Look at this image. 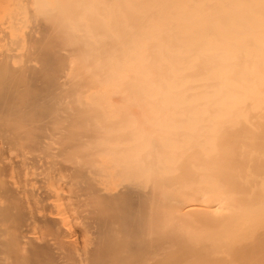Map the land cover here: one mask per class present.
<instances>
[{"label":"bare ground","instance_id":"1","mask_svg":"<svg viewBox=\"0 0 264 264\" xmlns=\"http://www.w3.org/2000/svg\"><path fill=\"white\" fill-rule=\"evenodd\" d=\"M114 101L183 117L114 128ZM51 102L74 115L49 118ZM145 131L164 155L136 150ZM187 152L204 167L175 211L206 221L205 244L132 254L131 220L110 215L134 192L154 208L133 216L158 233L160 170ZM173 252L177 264L264 257V0H0V264H164Z\"/></svg>","mask_w":264,"mask_h":264},{"label":"rangeland","instance_id":"2","mask_svg":"<svg viewBox=\"0 0 264 264\" xmlns=\"http://www.w3.org/2000/svg\"><path fill=\"white\" fill-rule=\"evenodd\" d=\"M59 63H61V62H58L57 60L56 61L54 60L53 64L49 62V64H51L52 67H54V68L59 67ZM50 79H51V75H45V76L43 75L41 78H39L35 82V86L37 88H40L44 85L50 84L49 83ZM52 79H54V78L52 77ZM51 82H52V80H51ZM49 103H47L48 106L44 107V109L46 108L45 110L48 112L46 115L50 116L49 118H51L52 114H54V113L55 114L53 115V117L59 115V114L56 115L57 112H55V110L57 111L59 109V108L57 109V107H58V106H56L57 104H55V108H54L53 107L54 103L51 102V105H49ZM111 104L114 106H112V108L110 107L111 108L110 110L107 108L108 111L106 109L107 113L106 112L105 113L107 115L105 114L106 115L105 117L108 116V113L111 115L110 117L108 116V119L110 118L111 120H114L113 123H111V120L109 119L110 125H113L114 128H116V127L119 128L121 126L122 128L126 127L128 130H134V129L137 130V128H143V130H147V129L150 130L151 127L160 125L159 122L163 121V120H161L163 117L166 118L167 116H170V114H174L177 116L183 115V112H177L175 110H170L169 108H165V107L163 109L162 108L161 109L160 108L151 109V108L146 107V106L153 104V103H146V102H142V101H117V102L114 101V102L110 103L109 105H111ZM61 108H63V110L66 109L65 107H61ZM60 109L58 111H60ZM66 110H65V112L64 111H62V112L68 113L70 111L71 114L70 115L68 114V115L69 116L74 115V111L71 112L72 111L71 109H68V112ZM41 111H43V110H41ZM43 112H40V113L42 114ZM100 112H102V110ZM60 113H61V111H60ZM64 113H62V114L64 115ZM89 113L90 112H83V113L81 112V114H78V116H76V118L77 117L79 118V116H80V118L85 116L86 119H89L91 116L94 115L95 112L88 116ZM100 114L101 115H99V112L97 111L98 117L96 120H99L98 118H100L102 116V113H100ZM65 115H67V114H65ZM44 116H45V114L43 115V117ZM61 116L62 115L56 117L55 118L56 121L59 120L58 122H60L61 119L59 117H61ZM69 116H67V117L69 118ZM95 117H96V113H95ZM95 117H93V118H95ZM64 118H62V119L64 120ZM68 118H67V120L63 121L64 123L61 122V123H63L64 127L66 125H68V124H66L68 121ZM78 118H77V122H79L78 120H81L80 118L79 119ZM91 118L89 119L90 121L93 120V118L92 119ZM103 118L101 117L102 120H104ZM165 118H164V120H165ZM69 119H71L73 121L74 118L71 117ZM108 119L106 118L105 121L108 122L109 121ZM71 120H69V121L71 122ZM102 120H101V122H102ZM69 121H68V123H70ZM88 121L87 120L83 121V123L81 122L82 124L79 123L80 127H81V125L84 128H85L84 125H86V126L89 125L90 128L94 127V122H91V124L93 125L92 126L91 124L88 123ZM93 121H95V120H93ZM58 122L54 121V124L56 123L55 125L57 127H59L57 124ZM104 122H102V123H104ZM114 122L119 123L120 125L116 124V126H115ZM61 123H59L60 127H61ZM74 123H75L74 125L79 126V124H77L76 122H74ZM64 124H66V125H64ZM99 124H96V126H98ZM108 124H109V122H108ZM69 125L74 126L72 123ZM73 129H74V131L72 129L71 130L75 133V128H73ZM85 129H87V127ZM58 130L59 129H57L56 132ZM71 130H70V132L72 133ZM81 130H83V129L81 128ZM79 131H80V129H79ZM83 131H80V132H83ZM53 132H54V130H53ZM70 132H68V134L66 135L67 138L70 136L69 135V134H71ZM160 137L158 138L159 140L161 139ZM63 138H59L57 140H63ZM134 138L138 139L136 142L133 143L134 146H136V150L139 153L144 154L142 156L152 158L151 153H154V152L156 153V150H155L156 147L154 145L156 143L155 138L157 139V134H155V133L147 134V132L145 131L144 134L142 135V137L139 136V134H136V135H134ZM64 139H66V138H64ZM156 146H157V144H156ZM186 150H188V149H186ZM182 154L183 155L186 154V155L183 156ZM182 154H180L181 158L177 156L179 154H177V155H172L170 153H168L167 155L165 154L167 156V158L169 157L168 158L169 161H167L166 164L160 170V173H161L162 177L164 178L163 186L165 188L166 187H169V188L164 189L163 194L161 191L162 197L160 196V198H159L160 199V201H159L160 205L159 206L161 208L162 216H161V222H160L161 228H160V231L158 233L155 230H152L151 232L146 234L145 233V231H146L145 224L141 220H139L138 218H135L133 216V215L136 216L137 213H139V211L145 210L148 213L150 208L154 206V201H152L150 198L145 199V201H144V199H142L140 196H138L134 192H131L129 198L126 199V200L130 199V200H128V202H126V201L122 202L124 205H122L123 207L120 206L122 211L120 208H118L120 210L115 209L116 211L115 210L113 211L114 214H111L112 210L108 211V213L111 214L110 215L111 217H112V215H115V213H116V217L118 216L119 218H121L120 216H122V214H123L122 212H125L126 217L128 216V218L131 220V221H129L126 218L124 225L127 226L128 232H130V231L133 232L135 234V238H136V236H138V238H139V239L136 238L137 239L136 242L134 244H132V246H131L132 247V251H131L132 254L134 253L136 255L139 253L141 255V253L144 254L146 251H147L146 254H148L150 252L151 248H152L151 250H153V248L156 249L158 247V245L159 246L161 245L158 248H161L162 246H164V248L163 247L162 248L165 249L166 247L168 248L171 245L186 248L187 246H190V245L194 246V245H204L205 244L206 235L204 234V225H205L206 221L200 220V216H196V215H190V216L184 215V216H182L181 213L179 214V211H177L178 210L177 209L178 204L176 205V203H178L179 200L183 199L187 195H189V196L194 195L195 192L197 191V189H199V186L197 187V186L193 185L192 182L195 181V179L197 180V178H198V177L196 178L195 173L199 169V167L200 166L204 167L202 165L203 163H202L201 155L194 154L196 156H191L192 153L190 154L189 152L182 153ZM156 155L158 157H160V155H164V154H157L156 153ZM182 156L184 158H182ZM194 175H195V177H194ZM197 176H198V172H197ZM175 177H176V179H175ZM189 177H191L192 179ZM184 179H186V181L188 180L189 182H185ZM171 180L174 182V184H172V186H169V185L167 186L168 182H170ZM144 183H146V184L151 183L152 184V182L149 178L144 179ZM195 183L196 184H204V182H202L200 180L195 182ZM162 187H161V189H162ZM199 200H200V198H199ZM175 207L177 209L176 210L177 213L175 211ZM137 233H139V235ZM183 233H184V236H182ZM176 254L177 253H174V252L172 254H169V258L167 256L164 264L165 263L177 264L178 258L180 259V256H177V258H176ZM259 264H264V257L262 259H260Z\"/></svg>","mask_w":264,"mask_h":264}]
</instances>
